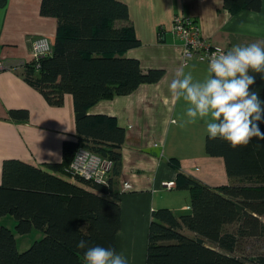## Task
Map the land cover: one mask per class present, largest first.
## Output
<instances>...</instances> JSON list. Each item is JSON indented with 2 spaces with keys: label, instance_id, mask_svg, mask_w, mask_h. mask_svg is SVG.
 I'll return each mask as SVG.
<instances>
[{
  "label": "trees",
  "instance_id": "obj_1",
  "mask_svg": "<svg viewBox=\"0 0 264 264\" xmlns=\"http://www.w3.org/2000/svg\"><path fill=\"white\" fill-rule=\"evenodd\" d=\"M261 3L223 0V7L233 15L259 11ZM40 13L57 20L52 51L37 68L26 62L23 77L51 105L61 106L65 94L72 96L76 140L63 143L60 162L41 168L18 159L2 162L0 217L13 216L19 234L35 228L42 235L18 251L15 233L0 223V264H85L84 250L76 248L80 239L89 246L116 248L118 193L112 178L106 185L78 177L71 182L61 177L68 178L64 168L83 146L110 159L117 175L125 131L114 117L88 110L99 100L130 93L140 83L156 82L163 71H143L137 59L124 55L140 42L121 0H41ZM250 74L255 76L251 89L264 100V79ZM9 117L26 120L28 113L13 109ZM259 127L264 132V123ZM205 153L223 158L230 183L205 184L179 171L178 159L169 158L177 171L175 187L189 191V209L178 214L168 207L152 211L146 263L264 264V141L253 138L246 147L232 149L207 135ZM253 240L260 245L247 251L245 245Z\"/></svg>",
  "mask_w": 264,
  "mask_h": 264
},
{
  "label": "crops",
  "instance_id": "obj_2",
  "mask_svg": "<svg viewBox=\"0 0 264 264\" xmlns=\"http://www.w3.org/2000/svg\"><path fill=\"white\" fill-rule=\"evenodd\" d=\"M121 1L128 6L140 42L124 55L137 59L143 71L161 69L163 73L156 82L140 83L128 94L99 100L88 112L114 117L125 131L118 174L112 170L109 175L121 211L114 251L125 256L127 264H147L152 211L168 207L178 214L189 209V191L175 187L177 171L169 158L178 159L179 171L205 184L230 183L223 158L205 153L206 121L197 118L190 123L186 102H174L168 91L175 69L182 64L194 81H204L209 75L204 61L196 56L183 58L181 42L172 35V18L192 17L211 45L229 50L234 45L264 42V0L259 11L241 10L233 15L223 7V0ZM40 4L41 0H0V58L10 65L0 71V183L5 159L41 168L46 162H60L63 143L76 140L72 96L65 94L61 106L51 105L23 77L20 63L32 61L31 41L46 36L52 47L55 38L57 20L42 15ZM13 109L27 111L28 118L11 119ZM164 181H171L172 187L162 186ZM34 229L30 232L36 235L27 241L28 246L42 235Z\"/></svg>",
  "mask_w": 264,
  "mask_h": 264
},
{
  "label": "clouds",
  "instance_id": "obj_3",
  "mask_svg": "<svg viewBox=\"0 0 264 264\" xmlns=\"http://www.w3.org/2000/svg\"><path fill=\"white\" fill-rule=\"evenodd\" d=\"M185 67L175 69L168 91L174 102H186L190 123L205 120L209 138H220L232 149L246 147L253 138L264 141L259 127L264 123V100L251 89L255 76L250 74H261L264 79V42L234 45L226 52L218 49L210 57L204 81H194ZM76 248L84 250L85 264H127L126 257L111 247L89 246L80 239Z\"/></svg>",
  "mask_w": 264,
  "mask_h": 264
},
{
  "label": "built area",
  "instance_id": "obj_4",
  "mask_svg": "<svg viewBox=\"0 0 264 264\" xmlns=\"http://www.w3.org/2000/svg\"><path fill=\"white\" fill-rule=\"evenodd\" d=\"M171 30L172 34L181 40L182 54L185 60L196 56L197 58L206 60L209 65L210 57L216 54L218 49H222L225 52L228 51L224 47L211 45L209 40L200 33L199 25H197L192 17L173 16ZM30 50L32 61L37 68L39 67V60L51 54L52 47L47 37L38 36L31 41ZM25 63L22 62L20 64L24 65ZM9 68L10 65L0 58V71ZM111 164L110 159L106 160L95 152L78 147L69 165L64 168V173L72 180L76 177H82L93 183L106 185L111 172ZM172 185L171 181H164L162 183V186L165 188H170Z\"/></svg>",
  "mask_w": 264,
  "mask_h": 264
},
{
  "label": "rangeland",
  "instance_id": "obj_5",
  "mask_svg": "<svg viewBox=\"0 0 264 264\" xmlns=\"http://www.w3.org/2000/svg\"><path fill=\"white\" fill-rule=\"evenodd\" d=\"M44 37H46V36H44ZM183 55V54H182ZM184 58V57H183ZM185 59V58H184ZM187 59V58H186ZM199 60H201V61H204V63H206L207 64V66H208V63H207V61L206 60H204V59H200V58H198ZM25 65V64H24ZM80 148H82L83 149V146H79ZM100 156V155H99ZM101 158H105V157H102L101 156ZM106 160L108 159V158H105ZM111 167H110V171H112V169H113V167H112V165H113V162L111 161ZM67 176V175H66ZM68 177V176H67ZM77 178V177H76ZM75 178V179H76ZM78 178H81V179H83L82 177H78ZM74 179V180H75ZM263 220H264V218H263ZM0 223H2V224H5V225H7L8 227H10L12 230H13V232L15 233V238H16V245L18 246V251H23V250H26L28 247V245H26L27 244V241L29 242V239L32 237V238H34L35 237V235H36V233L35 232H29V233H26V234H19V233H17L16 232V229H15V223L13 224V218H12V216L11 215H4V216H1L0 217ZM33 231H37V233H39V234H41V232L40 231H38V230H36V229H34ZM35 239H33V241H34ZM33 241H31V243L33 242ZM30 243V244H31ZM260 245V242L259 241H257V240H253V241H251V242H249V243H247L246 245H245V249L247 250V251H250L253 247H258Z\"/></svg>",
  "mask_w": 264,
  "mask_h": 264
}]
</instances>
